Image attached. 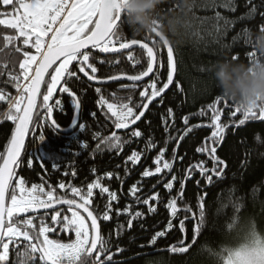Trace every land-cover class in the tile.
Returning a JSON list of instances; mask_svg holds the SVG:
<instances>
[{"label":"snow or ice","instance_id":"1","mask_svg":"<svg viewBox=\"0 0 264 264\" xmlns=\"http://www.w3.org/2000/svg\"><path fill=\"white\" fill-rule=\"evenodd\" d=\"M123 0H0L6 11L0 12V26L13 31V35H3V47L10 54L20 56L15 57L3 64V68L8 72L9 78L14 82L17 94L10 99L0 91V101L7 100V109L0 112V119L11 121L15 126L11 131V137L4 146V151L0 152V264H107L113 261V254L110 251V241L105 239L102 233L101 221L108 222L112 219L110 213L113 209L112 201H117L119 197L115 191H110L101 181L102 177H97L92 182L87 183L86 188L73 186L71 183L60 182L56 186L48 183L41 177L40 183H31L19 177L17 169L21 167L22 152L25 149V140L30 133H35L44 127L45 122L58 129L60 125L53 119L54 109L61 107V100L54 99V93H66L71 97L74 109L81 108V101L77 94L70 87V82L80 80V74L88 81H95L103 84L106 81H118L126 79L130 83H122L120 88L126 90L128 95L106 98L99 95L96 101L98 107L106 109V118L111 120L116 130H129L130 137L122 139L117 131H112L111 135L100 137L96 133L94 138L100 137L97 149L102 146L109 149H120L122 145L131 142V137H141L142 133L135 130L138 121H141L150 105L157 102L162 104L166 90L175 83L179 91H183L180 83L174 81L176 64L174 61V50L170 43L161 40L160 34L154 30L156 39L144 40L126 39L121 31L123 22L122 5ZM250 11L255 12L253 7ZM264 15V13H262ZM216 19H222L217 13ZM264 30V25L260 26ZM214 31L220 32L214 27ZM247 32V30H245ZM150 41V42H148ZM160 42L167 49L166 80L162 79L164 67L159 57ZM139 45L142 50L141 57H135L131 51L132 46ZM34 50V51H32ZM96 50V51H93ZM128 50L127 59L133 62L134 67L141 70L135 74H127L120 70L116 75H109L102 78L98 75V65L96 63L97 53L116 54ZM252 52L247 53L248 59ZM233 60L239 59L233 54ZM121 61L101 59L99 64L110 66L119 65ZM9 64L12 68L9 70ZM18 65V70H17ZM4 72H0V76ZM139 90V102H134L133 94ZM46 88V91L42 89ZM95 92L100 94L101 87H96ZM42 96V103H38V98ZM54 103H50L53 101ZM231 110V116L238 118L232 123L245 125L246 121H264V107H257L246 111H241L238 107L228 101L221 99L217 95L212 102L194 116L204 117L207 112L211 113L212 128L211 135L205 138L201 146L195 148L196 153L204 154L207 161L200 159L197 163L190 164L184 172V180L192 178L194 172H198L203 178V182L212 185L214 179L222 180L226 175L228 164L225 159L217 154L221 141L224 140L225 131L228 124L221 121V113ZM40 119L37 124V118ZM110 114V115H109ZM95 116V113H92ZM174 119L173 109L167 108V119L165 127H174L168 120ZM72 123L77 125L73 118ZM185 134L192 132L194 128L201 127L199 124L189 126V116L183 117ZM83 123L79 128L84 129ZM45 139L43 133L39 135V140ZM169 139H173L170 135ZM180 140L184 136H180ZM179 144V140L176 141ZM151 147H155L150 143ZM177 155L173 149V157ZM142 153L132 151L127 157L132 165L141 162ZM183 160V157H180ZM208 161L211 167L207 166ZM153 163L154 170L145 168L143 177H152L162 174L165 170L169 173L173 170V164L165 159V148L159 149V155L155 157ZM33 160H28V167H32ZM41 167H44L41 160ZM52 168H58L57 164H52ZM95 172V169H93ZM67 175V173H65ZM111 178L112 173L105 174ZM76 176V172H72ZM178 180L176 175H172L163 183V188L168 190V194L174 190V182ZM159 183V181H158ZM201 180H196L200 185ZM156 185H152L153 192L147 198L141 200L137 194L140 192L138 184H133L129 189V195L135 197L136 203L148 206V212H156L155 204L150 201L160 202V193L155 191ZM184 181L179 184V192L172 196L164 205L168 209L167 229L156 231L151 236L150 243L155 244L158 238L165 237L168 230L174 228V221L178 220L179 231H186L185 222L192 219L195 222L192 228V241L195 243L205 220V197L199 196L201 201L197 212L192 207L185 206L181 209L178 202L184 197ZM99 189L101 195L107 194L108 203L103 205L101 211H94L93 200L94 190ZM70 190L71 197L60 195L58 192L67 193ZM66 206V209L65 207ZM234 212L239 214L242 210V200L237 198L233 202ZM70 213V215L65 214ZM183 211L185 215L182 219L179 214ZM124 213L131 216L127 220L129 229L133 226L135 219L144 216L142 211L130 212L128 207L123 209ZM43 213V215H39ZM191 213V218L187 215ZM50 214V219L48 218ZM86 214V215H85ZM121 210L116 208V215L119 216ZM227 235L230 238L223 246L216 251H211L215 258V264H264V232L258 230L256 223L252 219L242 218L240 215H233L227 224ZM74 233V239L69 237L68 241L59 238H50V234ZM191 244L181 239L178 245L174 244L169 248L172 253H186ZM117 252L122 251L119 247ZM15 252L16 258H10V253ZM151 264V262H149ZM156 264H161L158 260Z\"/></svg>","mask_w":264,"mask_h":264},{"label":"trees","instance_id":"2","mask_svg":"<svg viewBox=\"0 0 264 264\" xmlns=\"http://www.w3.org/2000/svg\"><path fill=\"white\" fill-rule=\"evenodd\" d=\"M256 11H250L251 8ZM174 8V0H166L161 6L162 14ZM0 5V12L6 11ZM219 13L222 19L217 20ZM264 0H195V4L187 16V24L179 27L175 34L168 32L167 37L171 41L170 46L174 50V61L176 72L174 81L180 83L183 91L175 87V83L167 90L164 101L159 100L150 105V110L133 128L142 133L141 137H131V142L124 144L120 149H109L102 146L97 149L100 137L111 135L112 131L122 139L130 137L129 130H116L111 120L106 118V109L97 106L96 101L99 95L103 94L111 99L116 96L128 95L126 90H122V83L127 81L112 82L103 85H96L89 82L80 74V80L70 82V87L77 94L81 101V108L77 126L70 133L59 130L69 128L73 123L75 109L71 97L66 93H54V99L61 100V107L54 109L53 119L60 125L58 129L45 122L42 129L35 133H30L26 137L25 149L22 152L21 167L17 169L19 177L31 183H40L41 177L48 183L56 186L60 182L71 183L76 187L86 188L87 183L92 182L98 176L102 177V183L109 187L110 191H115L119 199L112 201L113 209L110 213L112 219L108 222L101 221L102 235L110 241V251L113 254V261L107 264H215V258L211 251L218 250L230 238L226 234L227 224L233 215H240L242 218L252 219L258 230L264 232V121L250 120L245 125L232 123L238 118L231 116V110L225 109L221 113V121L228 124L225 131L224 140L218 147L217 154L225 159L228 164L226 175L222 180L214 179L212 185L203 182V178L198 172H194L192 178L184 180V172L190 164L197 163L200 159L207 161L204 154L196 153L195 148L201 146L205 138L211 135V113L207 112L204 117L194 116L201 108L206 109V105L219 95V89L215 85L212 65L224 58H232L233 54L238 55V62H247V53L251 47L246 43L245 30H258L264 25ZM5 18V17H0ZM219 28L221 31H214ZM121 31L126 39L144 40L143 35H135L122 22ZM13 31L0 26V47H3V35H13ZM157 41L158 38L152 34ZM150 42V41H148ZM34 51V50H32ZM96 51V50H93ZM135 57H141L140 48L131 49ZM128 51L116 54L97 53L96 63L98 65V75L106 78L109 75H116L120 70L127 74H135L140 67H134L133 62L127 59ZM20 59L15 54H10L9 49L0 52V91L7 98L17 94L15 84L10 80L8 72L3 68V64L9 60ZM159 57L164 67L162 79L166 80L167 52L160 42ZM101 59H119L121 63L116 66L99 64ZM9 70L12 65L9 64ZM18 70V65H17ZM133 94L134 102H139V90ZM96 87H101L100 94L95 92ZM46 91V88L42 89ZM38 103H42V96L38 98ZM50 103H54L50 101ZM173 109L174 119H169L168 123L174 127L166 128L167 108ZM7 109V100L0 101V112ZM92 113L96 115L93 116ZM110 115V114H109ZM189 116L190 124H199L201 127L194 128L192 132L185 134L183 117ZM37 118V124L40 119ZM85 125L84 129L79 128V124ZM14 124L11 121L0 119V152L4 151L11 136ZM43 133L45 139L39 140V135ZM99 133L100 137L94 138ZM173 139H169V136ZM180 136H184L180 140ZM179 140V144H177ZM154 144L155 147H151ZM165 148V159L173 164V170L169 173L165 170L162 174L152 177H143L145 168L154 170L153 160L159 155V149ZM173 149L177 155L173 157ZM132 151L142 153L141 162L132 165L127 161V157ZM183 157V160L180 159ZM32 159V167H28V160ZM41 160L44 167H41ZM52 164H57L58 168L53 169ZM207 166L211 167L208 161ZM95 169V172H93ZM76 176H72V172ZM111 172V178L105 174ZM67 173V175H65ZM176 175L178 180L174 182V190L171 195L163 188V183ZM201 180L200 185L196 180ZM185 184L184 197L178 202V206L183 209L185 206L192 207L197 212L201 202L198 197L204 196L205 220L197 236L195 243L192 241V228L196 221L189 219L185 222L186 231H179L178 220L174 221V228L168 230L165 237L157 239L155 244L150 243L151 236L156 231L167 229L169 219L168 209L164 206L167 200L176 196L179 192L180 181ZM159 181V183H158ZM133 184H138L140 192L137 194L141 200L150 196L153 192L152 185H156L155 191L160 193V202L150 201L155 204L156 212L149 213L148 206L136 203L135 197L129 195V189ZM60 195L71 197L70 190L67 193L58 192ZM237 198L242 200V210L239 214L234 212L233 202ZM92 206L94 211H101L103 205L108 203L107 194L101 195L99 189L94 190ZM66 209V206H64ZM128 207L130 212L142 211L144 216L133 221L131 229L127 226V220L131 218L123 209ZM116 208L121 210L119 216L116 215ZM65 214L70 215L65 211ZM39 215H43L40 213ZM185 213L181 211L179 218L182 219ZM191 218V213H187ZM50 219V214L49 217ZM52 238H59L68 241L69 237L74 239V233L50 234ZM191 244V248L186 253H172L169 248L179 240L185 239ZM119 247L122 251L117 252ZM10 258L15 259V252L10 253ZM39 264V262H37Z\"/></svg>","mask_w":264,"mask_h":264},{"label":"clouds","instance_id":"3","mask_svg":"<svg viewBox=\"0 0 264 264\" xmlns=\"http://www.w3.org/2000/svg\"><path fill=\"white\" fill-rule=\"evenodd\" d=\"M165 3L166 0H123V22L135 35L151 40L155 30L161 40L171 43L167 33L175 34L187 24L195 0H174V8L162 14ZM246 38L252 52L247 62L224 58L210 69L221 99L241 111L264 107V30L249 29Z\"/></svg>","mask_w":264,"mask_h":264},{"label":"water","instance_id":"4","mask_svg":"<svg viewBox=\"0 0 264 264\" xmlns=\"http://www.w3.org/2000/svg\"><path fill=\"white\" fill-rule=\"evenodd\" d=\"M158 38V40H159V37H157ZM162 43V42H161ZM134 48H140L139 47V45H134V46H132V48L131 49H134ZM166 49V48H165ZM128 50H124V51H122V52H127ZM166 52H167V49H166ZM82 76H83V74H81ZM84 78H86V77H84ZM174 78H175V74H174ZM87 79V78H86ZM119 81H127L126 79H121V80H118V81H106L105 83H103V84H108V83H112V82H119ZM146 81V80H145ZM89 82H91V83H93V84H96V85H103V84H100V83H97V82H95V81H89ZM127 82H129V81H127ZM130 83V82H129ZM166 92H167V90H166ZM78 114H79V110H76L75 109V112H74V118L76 119V121H78ZM139 122V121H138ZM137 122V123H138ZM78 124V123H77ZM15 126V125H14ZM77 125H75V124H72L69 128H67V129H63V130H59V131H61V132H64V133H70L72 130H74V128L76 127ZM132 127H134V126H132ZM11 137V136H10ZM26 141V140H25ZM86 215V214H85Z\"/></svg>","mask_w":264,"mask_h":264},{"label":"flooded vegetation","instance_id":"5","mask_svg":"<svg viewBox=\"0 0 264 264\" xmlns=\"http://www.w3.org/2000/svg\"><path fill=\"white\" fill-rule=\"evenodd\" d=\"M79 111H80V109H79ZM78 117H79V114H78ZM73 118H74V115H73Z\"/></svg>","mask_w":264,"mask_h":264},{"label":"rangeland","instance_id":"6","mask_svg":"<svg viewBox=\"0 0 264 264\" xmlns=\"http://www.w3.org/2000/svg\"><path fill=\"white\" fill-rule=\"evenodd\" d=\"M51 238V237H50ZM53 238V237H52ZM75 238V237H74ZM55 239V238H54ZM64 241V240H63ZM66 242V241H65Z\"/></svg>","mask_w":264,"mask_h":264}]
</instances>
